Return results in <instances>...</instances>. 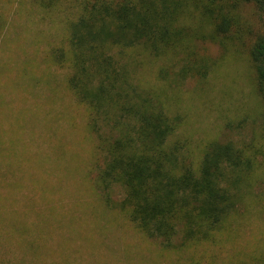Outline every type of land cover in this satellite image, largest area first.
Returning a JSON list of instances; mask_svg holds the SVG:
<instances>
[{"label": "rangeland", "instance_id": "rangeland-1", "mask_svg": "<svg viewBox=\"0 0 264 264\" xmlns=\"http://www.w3.org/2000/svg\"><path fill=\"white\" fill-rule=\"evenodd\" d=\"M238 1L252 33L225 54L219 45L204 43L201 49L218 59L204 80L173 85L158 76L164 59L128 50L123 58L135 61L134 83L180 116L172 140L185 156L196 162L213 139L256 151L252 184L240 189L221 227L207 240L180 245L177 237L167 246L107 207L94 188L92 167L101 156L87 108L66 88L68 66L43 60L49 45L65 35L66 11L45 13L28 2L0 0V173L14 181L0 195V255L6 264H37L36 255L53 264H264V92L257 89L249 53L264 35V16L253 2ZM23 65L28 76L18 79ZM113 192L114 199L123 195L119 187ZM4 242L11 245L8 251Z\"/></svg>", "mask_w": 264, "mask_h": 264}, {"label": "trees", "instance_id": "trees-1", "mask_svg": "<svg viewBox=\"0 0 264 264\" xmlns=\"http://www.w3.org/2000/svg\"><path fill=\"white\" fill-rule=\"evenodd\" d=\"M244 1L253 2L264 16V0ZM25 2L45 13L66 11L65 35L49 45L43 60L68 66L66 88L87 108L88 129L101 156L92 167L93 185L103 203L143 235L167 246L177 237L180 245L209 239L235 209L240 189L252 184L256 151L248 144L213 139L196 162L185 156L172 140L180 116L170 114L159 95L134 83L135 61L123 58L128 50L164 59L158 76L173 85L204 80L218 62L201 49L204 43L219 45L225 54L252 33L240 17V2L19 0V5ZM249 53L257 89L264 92V35L256 37ZM17 74L18 79L27 77V67ZM16 84L20 87L13 81ZM3 103L0 96V107ZM3 176L6 173H0V195L14 182ZM114 187L123 193L118 199L112 196ZM10 246L4 242L2 248L8 251ZM36 256L37 264H53ZM5 262L0 255V264Z\"/></svg>", "mask_w": 264, "mask_h": 264}]
</instances>
